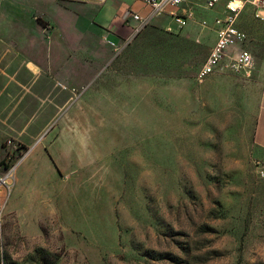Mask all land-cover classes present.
I'll list each match as a JSON object with an SVG mask.
<instances>
[{
	"label": "rangeland",
	"instance_id": "rangeland-1",
	"mask_svg": "<svg viewBox=\"0 0 264 264\" xmlns=\"http://www.w3.org/2000/svg\"><path fill=\"white\" fill-rule=\"evenodd\" d=\"M226 1L119 45L78 34L69 0L0 5L22 22L0 34V80L30 94L0 98V176L13 169L0 264H264V30L251 10L239 25L254 67L199 79Z\"/></svg>",
	"mask_w": 264,
	"mask_h": 264
},
{
	"label": "crops",
	"instance_id": "crops-1",
	"mask_svg": "<svg viewBox=\"0 0 264 264\" xmlns=\"http://www.w3.org/2000/svg\"><path fill=\"white\" fill-rule=\"evenodd\" d=\"M55 1L58 3L57 0ZM69 1L71 2V8L69 9L76 17L73 28L78 34H89L93 37H96L97 39L111 41L115 45H119L122 42L130 40L133 36H135L137 30L141 27V23L133 19L132 13H138L143 18L149 16L150 14V10L146 6L145 0ZM205 1L206 0H184V2L179 8L176 9V11L186 15L192 14L193 16L194 14H198L199 8L201 6H205ZM0 3V5L10 8L27 6L26 0H3ZM218 6L219 5H217L216 8H218ZM8 12H1L0 14V34H4L12 29L15 25L19 26L20 23H22L20 18L14 16L11 11ZM218 12H222L221 8L218 10ZM165 17L167 19L157 16L153 18L150 23L168 26L171 24V18L166 15ZM1 18L6 19V21H3ZM189 18H191V16L187 17V19ZM257 22L261 24L260 27L264 30V21L257 20ZM56 26V31L60 33L61 29L59 28L58 23ZM257 29H259L258 26ZM0 71H6L7 73L9 69L0 67ZM14 76L15 75H11V79H8L4 82L0 80V98H2V101L6 102H26L27 96L30 95L27 91H22L21 93L15 92L16 94H13L14 91L10 88L13 86V84H15L17 87L21 85L22 87L28 88L29 84L26 82H20L19 84L16 80V77ZM260 87L261 100L256 121L255 140L260 147L264 148V79ZM2 140L3 138L0 137L1 142ZM1 142L0 156L3 150ZM31 155L32 153L28 157H25V160H27Z\"/></svg>",
	"mask_w": 264,
	"mask_h": 264
},
{
	"label": "built area",
	"instance_id": "built-area-1",
	"mask_svg": "<svg viewBox=\"0 0 264 264\" xmlns=\"http://www.w3.org/2000/svg\"><path fill=\"white\" fill-rule=\"evenodd\" d=\"M222 1L206 0L205 6L207 9L213 10ZM183 2L184 0H145L146 6L150 10L149 16L143 18L138 13H132L133 19L141 23L137 32L149 24L153 18L160 15L169 16L178 28H182L188 20L187 17H192V14L186 15L176 11ZM247 10L252 11L255 19L264 21V0L226 1L223 14L215 19L217 41L199 72L200 80L220 68L233 73H241L254 67V57L248 49L249 36L239 25L241 15ZM12 171L13 169L10 168L4 177L0 176V190L2 187H6L8 194H11L13 188V184L7 182L13 176Z\"/></svg>",
	"mask_w": 264,
	"mask_h": 264
},
{
	"label": "trees",
	"instance_id": "trees-1",
	"mask_svg": "<svg viewBox=\"0 0 264 264\" xmlns=\"http://www.w3.org/2000/svg\"><path fill=\"white\" fill-rule=\"evenodd\" d=\"M7 167L9 168V165Z\"/></svg>",
	"mask_w": 264,
	"mask_h": 264
}]
</instances>
